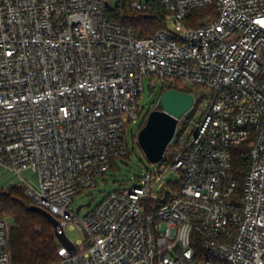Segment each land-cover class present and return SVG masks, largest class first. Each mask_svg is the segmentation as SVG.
Instances as JSON below:
<instances>
[{
    "label": "built area",
    "instance_id": "built-area-1",
    "mask_svg": "<svg viewBox=\"0 0 264 264\" xmlns=\"http://www.w3.org/2000/svg\"><path fill=\"white\" fill-rule=\"evenodd\" d=\"M154 3L167 23L148 38L108 14ZM206 5L214 14L188 25ZM147 77L162 94L202 89L190 93V124L179 120L185 144L81 217L75 197L129 155L126 126L145 121ZM245 142L240 189L231 148ZM0 168L37 173L39 189L19 185L31 205L57 219V234L85 233L51 264H264V0H0ZM10 230L0 217V264H12Z\"/></svg>",
    "mask_w": 264,
    "mask_h": 264
},
{
    "label": "trees",
    "instance_id": "trees-1",
    "mask_svg": "<svg viewBox=\"0 0 264 264\" xmlns=\"http://www.w3.org/2000/svg\"><path fill=\"white\" fill-rule=\"evenodd\" d=\"M214 12L215 5H206L195 10L187 24L193 27L201 26L208 15ZM108 14L111 20L132 29L137 38H148L155 32L165 29L168 17V12L157 3L143 11L132 10L127 5L110 7ZM170 89L192 93L189 87L180 89L171 85L167 90ZM145 123L146 120L141 128ZM175 140L176 138L174 142ZM249 151L248 142L231 148L232 176L240 189L243 188L245 177L251 167V160L247 156ZM114 167L115 163L111 169ZM30 206L31 202L21 187H13L7 191L0 188V217H8L11 220L9 251L12 264L55 263L60 260L58 251L61 246L56 237V230L41 213L30 211ZM195 248L197 254L202 252L200 244ZM200 256L204 259L210 258L205 253Z\"/></svg>",
    "mask_w": 264,
    "mask_h": 264
},
{
    "label": "rangeland",
    "instance_id": "rangeland-1",
    "mask_svg": "<svg viewBox=\"0 0 264 264\" xmlns=\"http://www.w3.org/2000/svg\"><path fill=\"white\" fill-rule=\"evenodd\" d=\"M115 6H112L114 8ZM124 15V14H123ZM169 26L175 31V25L169 23ZM231 35L229 38H232ZM145 90L140 97V105L144 108V119L147 120L148 113L154 107L155 103L160 99L162 95V82L158 78L147 77L144 80ZM191 92L199 93L202 91L200 88L190 87ZM147 114V115H146ZM192 113H188L183 118L185 126L190 124ZM141 128V123L136 125H127L126 134L128 137L129 156L119 158L116 160L115 167L111 169L105 176H100L97 180V185L94 188L86 189L78 196L75 197L72 205V210L81 217L90 212L95 205L109 192L119 190L125 186L135 185L136 178L143 174V171L150 167V163L147 161L143 151L138 144L137 133ZM185 144V140H179L176 138L174 146L171 144L167 151V156H170L175 149H181ZM23 180L32 185L35 189H39V177L38 174L26 170L21 174ZM12 173L11 171L0 168V188L5 191L13 187H19L22 184L24 186L22 178ZM170 185H166L165 189L171 196L175 194V183L179 181L177 173H169L166 177ZM158 193V192H157ZM66 235L69 240L77 244L84 242L87 238L83 231L78 227L67 228ZM61 247V246H60Z\"/></svg>",
    "mask_w": 264,
    "mask_h": 264
},
{
    "label": "water",
    "instance_id": "water-1",
    "mask_svg": "<svg viewBox=\"0 0 264 264\" xmlns=\"http://www.w3.org/2000/svg\"><path fill=\"white\" fill-rule=\"evenodd\" d=\"M160 104L161 109L149 113L145 125L137 135L138 144L149 163L162 161L175 138L179 120L193 107L194 96L180 90L170 89L161 95ZM29 210L41 213L54 228L58 226L57 219L48 211L35 205H31ZM56 237L67 249L75 250L66 234L56 233Z\"/></svg>",
    "mask_w": 264,
    "mask_h": 264
}]
</instances>
